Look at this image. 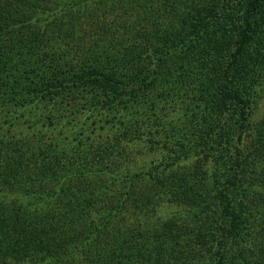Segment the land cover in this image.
<instances>
[{
	"label": "trees",
	"instance_id": "obj_1",
	"mask_svg": "<svg viewBox=\"0 0 264 264\" xmlns=\"http://www.w3.org/2000/svg\"><path fill=\"white\" fill-rule=\"evenodd\" d=\"M261 26L264 0H0V261L264 264ZM167 103L179 117L154 112ZM160 133L148 170L124 157ZM164 196L192 223L149 227Z\"/></svg>",
	"mask_w": 264,
	"mask_h": 264
},
{
	"label": "rangeland",
	"instance_id": "obj_2",
	"mask_svg": "<svg viewBox=\"0 0 264 264\" xmlns=\"http://www.w3.org/2000/svg\"><path fill=\"white\" fill-rule=\"evenodd\" d=\"M263 31V34L261 33ZM259 37V39H263L264 38V26H261L260 28V32L257 33V36ZM88 41H89V37H88ZM261 47V44H258V48ZM263 48V47H262ZM258 82V87L256 88L255 92L256 94V99H255V108L253 109L249 120H250V126H251V131H253V129L258 125V121L261 120V118L264 116V70L261 71V76L259 75L257 78ZM159 107V106H158ZM165 108L162 110H158L156 109L154 112L157 113V115H162V113H165V117L163 118H167V117H171V116H175L177 117L180 113L178 105H175L174 107L170 106L169 103H167L165 106ZM2 109H5V107H3ZM62 111H66L65 108H62L60 110ZM1 114V113H0ZM67 114V112H66ZM65 114V115H66ZM179 117V116H178ZM227 117V116H226ZM224 117V119L226 118ZM179 120V119H177ZM23 124L20 125V128L22 127ZM122 124L119 122L117 123L116 126H114V128L111 130L110 127H106L107 130H100L97 131V134L95 135V141L96 144H99L100 146H106V144L110 143V140L113 139V135H122V130H123ZM14 129V130H13ZM18 129V130H19ZM36 130H39L40 132L42 131V129L37 126L35 127ZM66 129H68L67 127H60L59 125H54L53 127H48L47 128V136H51L54 138L59 139L62 136V131H65ZM110 129V130H108ZM13 132H16L17 130L15 128H12ZM153 130V128H152ZM58 132H61V134H58ZM10 132L7 133L6 137H9ZM43 133V132H42ZM162 133H165V135H170V132L168 130H164ZM1 134V132H0ZM45 134V135H46ZM44 136V133H43ZM157 137L159 138V142H156ZM125 138V137H124ZM42 139V138H40ZM129 138H127V140H123L122 141V145L125 147L126 152H128L127 154H125V158L129 161L132 162V164H135L136 166L141 165L142 163L144 164V169L148 170L150 168V164L148 163L149 161V157H151V155H153L152 157H154V159L156 161H161V159L164 157L166 151H168V147L169 145H171L170 143H167V146L164 145V140H162L161 138V133L158 136H154L153 137V141H152V148L148 149L145 146H141L140 142L143 141H139L136 137L133 138V141L128 140ZM167 139V138H166ZM4 140H8V139H4ZM247 141V145L249 144V135H247L246 137H244L241 147L244 146V144ZM87 146V145H86ZM116 151V149H115ZM191 153L193 154L190 155L189 157H185L182 158L181 160H179L178 164L175 165L177 167V172L178 173H182V172H187V177H189L190 174H192V171L194 170L193 167V162L197 161L198 158H201L203 153L199 152L197 154H194L193 151H191ZM149 154V155H148ZM167 154V153H166ZM149 156V157H148ZM161 158V159H160ZM168 161H171V159L167 158ZM191 180V178H190ZM150 187L151 191L154 192V188L157 187V185H155L154 187L150 184H140L139 188L140 190L143 189L145 190L146 188ZM157 190V189H155ZM11 193V192H10ZM159 193V192H158ZM12 196H14L16 198V196H18L20 198L21 201H23V196H20L19 193L15 192V193H11ZM168 198L167 196L165 197H161V199L154 203L152 202L148 207H146V211L149 214H152L151 216V220L149 221L148 224L149 227H155L158 222H172L175 223L177 225H182L185 221H189L190 223H192L193 219L190 218V216H184V213H178V207H175L176 205L180 204L183 207H186L187 204L180 201H175L174 199H172V201L169 203L168 202ZM257 228L254 229H250L251 231V235L253 234V232L257 235ZM249 231V232H250ZM246 232V230H245ZM180 243L183 241L182 239H180ZM180 244L179 246L176 247L177 250L172 251V254H178L179 251L178 249L180 248ZM41 255L40 252H37L35 254L32 255H27V257H24L23 259L20 260H15V259H9L7 258L6 263L3 262V260L0 261V264H37L38 261V257ZM191 257V256H190ZM196 257H199L198 254L196 255Z\"/></svg>",
	"mask_w": 264,
	"mask_h": 264
}]
</instances>
